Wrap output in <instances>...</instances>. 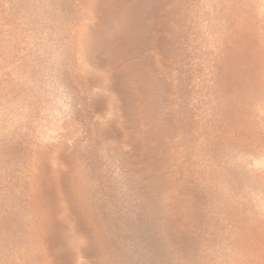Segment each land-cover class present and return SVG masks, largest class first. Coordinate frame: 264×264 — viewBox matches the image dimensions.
Here are the masks:
<instances>
[{
    "label": "rangeland",
    "instance_id": "obj_1",
    "mask_svg": "<svg viewBox=\"0 0 264 264\" xmlns=\"http://www.w3.org/2000/svg\"><path fill=\"white\" fill-rule=\"evenodd\" d=\"M0 264H264V0H0Z\"/></svg>",
    "mask_w": 264,
    "mask_h": 264
}]
</instances>
